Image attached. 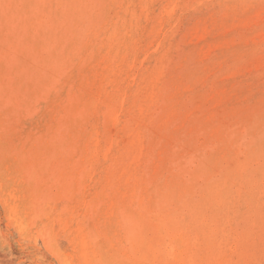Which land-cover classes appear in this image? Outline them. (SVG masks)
<instances>
[{
  "label": "bare ground",
  "instance_id": "6f19581e",
  "mask_svg": "<svg viewBox=\"0 0 264 264\" xmlns=\"http://www.w3.org/2000/svg\"><path fill=\"white\" fill-rule=\"evenodd\" d=\"M247 1L0 0V264L12 246L33 264H210L224 238L242 250L251 213L264 239V106L235 117L220 89L264 61Z\"/></svg>",
  "mask_w": 264,
  "mask_h": 264
},
{
  "label": "rangeland",
  "instance_id": "374dc122",
  "mask_svg": "<svg viewBox=\"0 0 264 264\" xmlns=\"http://www.w3.org/2000/svg\"><path fill=\"white\" fill-rule=\"evenodd\" d=\"M254 1L255 0H249V1H247V4L249 5L248 7H246L244 10V12H243V15L246 17V15H247V17H246V20L247 21H249V23L251 24V29H250V31L248 32V35H251V36H253V37H256V35H258V37L259 36H261L260 35V33L262 34V36L264 35L263 33H264V22H262V21H264V12L262 13V11H264V7H263V5H264V0H256L255 1V3H254ZM261 1H262V3H261ZM250 3V4H249ZM241 2H239L238 3V5H239V7H241ZM258 6V7H257ZM261 6H262V8H261ZM244 7V6H243ZM256 7L257 8H261L258 12H256ZM263 9V10H262ZM215 10H217V9H215ZM215 10H213V11H210L211 13H216V12H219L218 10L215 12ZM252 10H255L254 12H256V14H257V16L260 14L261 15V17L259 16V17H257L256 15H255V13L252 11ZM254 14H253V13ZM259 13V14H258ZM251 14V15H250ZM255 15L254 17H253V15ZM215 16H214V18H213V20H215V22L216 23H220V22H222L221 20H220V18H219V14H214ZM217 15V16H216ZM250 15V16H249ZM248 16L252 19V17H253V19L254 20H251V19H249L248 18ZM263 17V18H262ZM257 18H259V19H257ZM257 19V20H256ZM261 19V21H259ZM219 20V21H218ZM232 20H234L233 19V16H231L227 21H232ZM211 21V20H210ZM253 21H254V23H253ZM257 21H259V23L257 22ZM261 22V23H260ZM258 30V31H257ZM257 31V32H256ZM259 32V33H258ZM251 33H253V34H251ZM258 33V34H257ZM256 34V35H255ZM263 47H264V45H263ZM263 47H262V49H260L258 52H260L262 55L264 54V52H262L264 49H263ZM248 53V56L250 55L251 56V52H247ZM257 54V53H256ZM254 54V58H255V56H256V58H257V55H259V54ZM260 54V55H261ZM259 55V56H260ZM249 56V57H250ZM264 56V55H263ZM246 57V54L244 55V57L243 58H245ZM245 60H247V59H245ZM257 59H254V62L256 61ZM254 62H250V63H252V65H253V68H252V65L250 66V65H248V63L246 64V68H248V67H250V68H248V69H250V71H251V73H250V71L249 70H247L246 69V71H242L241 73L240 72H234V70H232V71H230V73L232 72V75L230 74V76L227 78V80H225V82H224V86L222 85L221 87H220V89H226L227 88V86L229 85V89H226L225 90V92L227 93V96H226V99H227V101H226V99H225V102H224V104H223V106L225 107V110L226 111H228V110H230V111H228V112H232L233 113V116H235V117H238L240 114H242V113H244L246 110H248V109H250V108H252V107H257V106H264V75H263V77H262V73L264 74V67L262 68V66L264 65V61H263V64L262 63H260V65L258 66V63H257V65L256 64H254ZM261 64H262V66H261ZM247 65H248V67H247ZM255 65H256V67H255ZM255 67V68H254ZM259 68V69H258ZM255 69V70H254ZM257 69V70H256ZM259 70V71H258ZM256 71V72H255ZM262 71V72H261ZM248 72V73H247ZM234 73H236V74H234ZM239 73V74H238ZM249 74V75H245V74ZM253 73H254V75H253ZM258 73H259V75H261V76H258ZM256 74V75H255ZM244 75V76H243ZM246 76V77H245ZM249 76H251V77H249ZM258 76V77H257ZM233 77V78H232ZM238 77V78H237ZM240 77V78H239ZM245 77V78H244ZM254 77H256V79L257 80H259V82H257L256 80H255V78ZM252 78V79H251ZM230 79V80H229ZM251 79V80H250ZM261 79V80H260ZM235 80V81H234ZM247 80H249V82L247 81ZM254 80H255V84H254ZM231 81V82H230ZM244 81H245V83H244ZM246 81H247V83H246ZM263 81V82H262ZM230 83V84H228V83ZM233 82V83H232ZM240 82H242V83H240ZM244 83V84H243ZM249 85V84H251V85H249V86H247V85ZM260 84V85H259ZM234 85H236V86H234ZM262 85H263V87H262ZM235 87V89H234V87ZM246 86V87H245ZM259 87V88H258ZM238 88V89H237ZM240 88V89H239ZM242 88V89H241ZM245 88H247V89H245ZM261 88H263V89H261ZM252 89H253V91H254V93H253V91H252ZM240 90V91H239ZM242 90H244V91H242ZM252 92H251V91ZM260 90V91H259ZM232 91H234V92H232ZM239 91V92H238ZM237 94H236V93ZM231 93V94H230ZM235 93V94H234ZM243 94H244V96H243ZM248 94H250V95H248ZM259 94V95H258ZM233 95H234V97H233ZM235 95H236V97H235ZM242 95V97H240ZM246 95H247V97H246ZM255 95V96H254ZM262 95V96H261ZM253 97V98H252ZM258 97H259V99H260V101H258L259 99H258ZM237 98H239V99H237ZM252 98V99H251ZM263 98V99H262ZM235 99V101H233ZM236 99L237 100H239V101H236ZM245 99H249V100H245V102H244V100ZM248 101H250V102H248ZM242 102H244V103H242ZM233 105H232V104ZM237 103V104H236ZM246 103H247V106H246ZM229 104H230V106H229ZM237 106H236V105ZM244 106V107H243ZM241 107L243 108V109H241ZM237 108V109H236ZM240 108V109H239ZM234 109V110H233ZM252 110V109H251ZM234 111V112H233ZM235 111H237V112H235ZM237 113V114H236ZM262 123V124H261ZM259 124H260V126H264V120H262V122L260 121L259 122ZM236 189V188H235ZM214 194H216V193H214ZM214 194L211 196V199L209 200V204L211 205V206H213V204H214V200H213V196H214ZM243 195V194H242ZM240 198V197H239ZM238 197H235L233 200H238L239 199ZM261 199V200H260ZM259 200H260V204L262 205V204H264L263 202H264V199L263 198H259ZM233 208H234V206H233ZM248 214V213H247ZM252 214V213H251ZM250 214V216H249V220H248V218H247V220H245L246 222V224L243 222V221H241L240 220V222L238 223V226L240 227V225H242L241 227H246V228H251V230H252V232H251V234H249V235H245V236H243V238H242V240H241V245H242V250L240 251V252H238L237 254H235V255H231L230 254V252L227 254V252H228V247H227V243H226V238H224V241H223V244L221 245L222 246V248H220L219 249V253L218 252H216L217 254H218V257H216L214 260L212 259V262L210 263V264H218V262L217 261H219V262H221V260L223 259V256L224 255H226L227 254V256H229L230 258H231V260H230V264H258V262H261L262 264H264V251H263V249H264V239L262 238V239H260V238H258V237H256V229H257V222H256V220H255V217H254V215L252 214L251 215ZM218 216H220V217H223V216H225V213H221V212H219L218 214H217ZM234 214L232 213V212H230V214H229V216H230V220H229V222H230V224H231V222L233 221V219H234V217L235 216H233ZM262 214H261V217H260V219H262ZM254 218V219H251V218ZM251 219V220H250ZM251 225H250V224ZM256 224V225H255ZM233 226V225H232ZM234 226H235V224H234ZM253 226V227H252ZM255 230V231H254ZM218 238H220V239H222V237L221 236H218ZM216 242V241H215ZM217 242H218V240H217ZM245 246V248H243ZM247 248V250H253V253L251 254V253H246L245 252V249ZM1 249V248H0ZM218 249V248H217ZM223 249H224V251H226L225 252V254L224 255H222L223 253H221V251H223ZM13 253V254H12ZM21 255V256H20ZM222 255V256H221ZM17 256V257H16ZM18 256H19V258H18ZM5 258H8L7 260L8 261H10L11 262V264H33V262L32 261H30L31 259H30V257H29V255L28 254H26V255H24V256H22V254H21V251L20 250H18L17 249V247H15V246H12V252L11 253H9V254H5V256H4ZM21 257H23V259L21 258ZM28 257V258H27ZM27 258V259H26ZM14 260H15V262H14ZM20 260V261H19ZM31 262V263H30Z\"/></svg>",
  "mask_w": 264,
  "mask_h": 264
}]
</instances>
